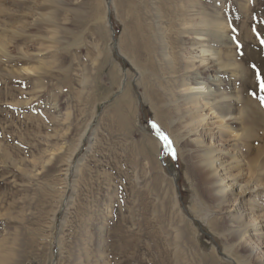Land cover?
I'll return each instance as SVG.
<instances>
[{"label": "rangeland", "instance_id": "1", "mask_svg": "<svg viewBox=\"0 0 264 264\" xmlns=\"http://www.w3.org/2000/svg\"><path fill=\"white\" fill-rule=\"evenodd\" d=\"M198 13L223 24L212 37L226 62L230 56L243 64L238 50L246 52L252 38L264 40V0H0L5 264L262 259L264 241L246 242L255 256L238 247L230 214L205 197L192 146L166 106L175 91L170 67L178 68L194 38L184 24ZM141 27L149 51L133 45L145 41ZM261 41L251 63L264 77ZM153 123L175 151L165 148L162 162L154 161V147L141 151L145 139L163 141ZM255 123L258 147L264 127ZM176 196L193 232L180 228Z\"/></svg>", "mask_w": 264, "mask_h": 264}, {"label": "bare ground", "instance_id": "2", "mask_svg": "<svg viewBox=\"0 0 264 264\" xmlns=\"http://www.w3.org/2000/svg\"><path fill=\"white\" fill-rule=\"evenodd\" d=\"M193 17L196 19L184 24V33L194 37L191 45L185 47L187 50L184 48L188 55L181 56L177 69L170 67L169 77L165 75L173 78L175 87L166 106L172 122L179 125L183 139L192 146L201 168L205 197L212 200L217 209L230 214L227 226L233 231L234 243L255 256L257 252L246 242L252 237L264 241V144L255 147L258 137H254L255 122L264 127V114L261 113L264 103L260 99L264 91L256 79L260 68L251 63L255 58L253 51L261 40L252 38L246 52L238 50L244 57L243 64H237L230 56L226 57V62L221 50L213 44L215 31L219 29L220 32L223 24L202 13ZM142 28L141 38L145 41L133 45L149 51L150 41ZM262 29L264 31V26ZM258 141L264 143V136ZM154 143L145 139L141 151L154 147L155 153L159 154L154 161L162 162L165 144L163 141L159 145ZM242 145H245L244 151ZM175 199L180 228L185 226L192 231L189 224L192 218L184 213L177 196ZM262 244L264 249V242ZM261 254L258 264H264V252ZM6 260L1 256L0 264H5Z\"/></svg>", "mask_w": 264, "mask_h": 264}, {"label": "snow or ice", "instance_id": "3", "mask_svg": "<svg viewBox=\"0 0 264 264\" xmlns=\"http://www.w3.org/2000/svg\"><path fill=\"white\" fill-rule=\"evenodd\" d=\"M261 42L264 43V40H262ZM257 77L259 79L261 88L264 89V77H260L259 72H257ZM260 99H261V103H264V96L260 97ZM153 128L155 129L157 136L163 140L166 150L170 151L173 154V156H175V151L172 148V142L170 138L155 123H153Z\"/></svg>", "mask_w": 264, "mask_h": 264}, {"label": "trees", "instance_id": "4", "mask_svg": "<svg viewBox=\"0 0 264 264\" xmlns=\"http://www.w3.org/2000/svg\"><path fill=\"white\" fill-rule=\"evenodd\" d=\"M143 112H145L144 114H149V111H148V109L146 107H143ZM149 116H151V115H149Z\"/></svg>", "mask_w": 264, "mask_h": 264}]
</instances>
